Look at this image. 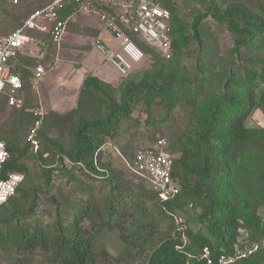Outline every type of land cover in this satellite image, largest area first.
Wrapping results in <instances>:
<instances>
[{"label": "rangeland", "instance_id": "obj_1", "mask_svg": "<svg viewBox=\"0 0 264 264\" xmlns=\"http://www.w3.org/2000/svg\"><path fill=\"white\" fill-rule=\"evenodd\" d=\"M173 1L189 41L180 55L173 54L170 58L162 57L137 40L130 21L123 15L122 5H128V0H102L101 4L69 7L64 12L67 22L59 46L51 43L48 34L28 32L33 41L26 45L16 62L23 82V106L9 107L6 98L0 97V140L17 149L15 159L28 168L21 184L22 194H16L7 209L0 211L1 233L28 227L35 221L53 225L58 214L64 235L68 236L74 214L88 206L89 217L81 225L93 244L95 264H146L151 250L166 238L178 239L181 245L187 246L190 235L205 232L201 212L204 215L212 207V218L219 216L227 203L242 197L260 218V230L248 219L241 220L239 245L245 247L255 240H264V116L259 109H253L245 122L247 139L236 145L227 159H211L206 165L199 158L188 165L190 170L208 171V177L203 180L204 175L199 172L188 177L191 185L204 184L208 193L198 201L199 206L175 210L174 215L185 223L184 240L172 236L173 218L157 213L156 201L144 194L151 190L128 172L124 163L132 161L136 152L151 146L158 138L168 141L173 155L176 159L179 157L177 152L183 139L188 131H194L196 124L191 110L182 103L170 109L157 102H136L129 118L122 121L114 137L104 139L96 154V167L104 169L105 176L92 177L81 165H73L68 160L74 154L73 133L78 123L102 119L108 110L119 105L127 77L136 84L177 80L202 85L201 103L208 111L225 95L241 89V83L250 75H254L259 85L258 93L264 89V32L255 36L253 44H236L245 37L229 29L226 19L220 17L228 13L234 24L251 35L255 27L246 20L248 17L239 15L246 13L264 21V0ZM49 2L21 0L18 7H12L0 1V36L18 29L32 11ZM196 17L200 23L198 36L194 38L191 24ZM107 20L142 48L144 56L128 76H118L107 64L101 67L100 62H105L91 45L94 38L107 37L102 28ZM84 64L92 66L94 72L100 66L99 73L109 75L114 81L112 90H103L100 100L88 91L82 92V87L73 89L63 82L58 84L62 80L67 82L66 78L73 71H80ZM38 67L59 75L51 90L39 89L38 93L32 90ZM50 68L54 70L48 71ZM35 122H39V150L43 136L60 146L56 156L46 154L43 158L38 154L36 157L30 150L26 136ZM252 261L264 264V253ZM0 264H46V259L40 250L20 253L1 244Z\"/></svg>", "mask_w": 264, "mask_h": 264}, {"label": "trees", "instance_id": "obj_2", "mask_svg": "<svg viewBox=\"0 0 264 264\" xmlns=\"http://www.w3.org/2000/svg\"><path fill=\"white\" fill-rule=\"evenodd\" d=\"M128 1L131 2V0ZM157 1L170 12V57L173 54L178 56L181 54L182 48L189 41V37L185 35V26L177 15L176 5L173 0ZM91 3L96 5L103 2L90 1L89 4ZM82 4L72 1L65 2L58 12V18L63 20L64 12L69 7H78L82 6ZM123 15L127 19V16ZM239 16L242 18L248 17L246 20L255 27L253 34L247 35L244 29L239 28L232 22L228 13L225 12L220 17L226 19L229 29L245 37L243 41L237 40L236 44H253L256 42L255 36L261 35L264 32V21L257 16L250 17L246 13H242ZM199 23L200 19L196 17L191 24V32L194 38L198 36ZM129 24L132 25L131 22ZM133 42L142 50L137 41L133 40ZM141 42L140 44L162 55L155 48ZM235 50L238 51V48L236 47ZM17 60L15 61L14 72L19 75L16 66ZM240 87L241 89L235 91L234 94L225 95L222 101L213 105V110L208 111L205 109L204 103H201V95L204 89L202 85L195 86L187 82H177V80H163L160 84H151L149 82L136 84L127 77L119 105L108 110L102 119L85 120L78 123L73 133L75 143L74 154L68 160L73 165H81V168L92 177L97 175L105 176L107 172L104 169L100 170L96 167V154H98L99 147L104 143V139L114 137L122 121L129 118L131 107L136 102L141 100H145V102H157L170 109L182 103L191 110L196 124L194 131L187 132L180 145L179 152H177L179 153V157L174 162L173 175L178 179L180 192L173 201L161 204L154 192L144 191L145 195H149L156 201L158 214L164 215L166 218H172L170 214H176L175 210L177 208L198 205V201L207 197L208 190L204 184L203 186L197 184L191 185L188 177L193 172H199L201 175H204L203 180L208 177V171L205 169L203 171L199 169L190 170L188 165L199 158L205 160L206 165L211 159H227L233 148L247 139L248 130L245 127V122L253 109H259L264 116V89H261L262 92L258 93L259 85L256 83L254 75L246 77ZM103 90L111 91L112 86L93 76H87L83 82L82 92L88 91L98 100L101 99ZM40 138L43 141V146L35 155L36 157H38V154L43 158L46 154L47 156L55 155L56 151L60 149V146L52 140L43 136ZM167 143L169 150L172 152L168 141ZM6 147L10 157L4 166V171L20 172L24 174L25 178L28 172L27 166L20 163L14 157L19 151L7 144ZM60 160L63 161L64 158L61 157ZM21 186L17 188L14 196L6 204L0 206V211L7 209V206L13 201L16 194H22ZM89 209L88 206L81 207L74 214L68 227V236L64 235L59 215L57 214L53 225L35 221L25 228H14L4 233L0 232V245L11 246L20 253H30L40 250L46 259V264H95L92 254L93 244L87 236L86 230L81 225L83 220L89 217ZM211 209L212 207H209L204 215L202 212L201 215L199 213L200 217L203 216L202 218L204 219L202 225L205 232L203 230L190 235V243L187 246L181 245L178 239L166 238L151 250L146 264H205V261L199 258L200 252L204 247L210 250L214 259L222 254H233L235 246L239 249L244 248L237 241L241 220L248 219L256 224L258 231L260 230V218L256 217L251 204L245 198L241 197L235 202L227 203L221 214L213 218L211 216L213 214ZM180 222L181 224H185L182 220ZM172 236L179 237L173 223ZM255 242H262L264 244V240H255L251 243ZM262 253H264V247H261L255 254L238 260L234 264H258L253 263L252 260Z\"/></svg>", "mask_w": 264, "mask_h": 264}, {"label": "built area", "instance_id": "obj_3", "mask_svg": "<svg viewBox=\"0 0 264 264\" xmlns=\"http://www.w3.org/2000/svg\"><path fill=\"white\" fill-rule=\"evenodd\" d=\"M0 1L12 7H18L21 4V0ZM67 1L89 4L90 1L102 0H50L45 6L32 11L18 29L0 36V97L6 98L7 106L15 109L23 106V84L20 75L14 72V65L22 50L30 41H33L28 32L48 34L51 43L59 46L65 34L67 20H60L58 12ZM122 7L125 8L124 14L127 20L132 21L136 37L144 44L161 52L164 57L170 58V12L157 0H131L128 5L125 4ZM102 28L116 44L108 45L101 37H96L91 45L105 63L110 64L121 76H126L135 65L140 63L144 56L143 51L122 33L114 22L107 20ZM43 73L42 67L36 69L33 75L35 83ZM35 83L32 84L33 87ZM37 114L41 116L40 113ZM38 126L39 122H35L34 127L26 136V142L33 154H37L40 146L37 139ZM9 157L5 142L0 140V206L6 204L14 196L24 180V174L20 172L4 171ZM175 160L176 155H173L167 148V141L158 138L151 146L136 152L132 161H124V163L128 172L142 181L147 189L154 192L157 200L162 204L173 201L180 192L178 179L173 175ZM170 215L174 220L176 232L184 240L185 227L180 219L173 214ZM261 247H264L262 242L251 243L243 249L235 246L233 254H222L216 259L212 257L210 250L204 247L199 258L204 260L205 264H234L238 260L255 254Z\"/></svg>", "mask_w": 264, "mask_h": 264}, {"label": "crops", "instance_id": "obj_4", "mask_svg": "<svg viewBox=\"0 0 264 264\" xmlns=\"http://www.w3.org/2000/svg\"><path fill=\"white\" fill-rule=\"evenodd\" d=\"M107 37H102L105 43H107L108 45H111V46L116 44L112 39H107ZM57 63H60V61L58 59H57ZM104 64H107V63L100 62V66L101 67ZM107 65L111 66L110 64H107ZM100 66L96 68V69H98V71L96 70L94 72V69H93L92 66H90L89 64L88 65H85L84 64L81 67V70L80 71H76L75 73H73L74 72L73 71L72 74H70V76L68 78H66L67 79V82H64L65 80H62V81L58 82V84H61L63 82V84H67L71 88L73 87V89L76 86H79L81 88L83 86L84 80L87 77L86 74L89 73L90 76L96 77L100 81L105 82L107 84H110L111 86H114V81L111 80V77L109 75L106 76L104 74L99 73V68H101ZM52 70H54V69H51V68L48 69V71H52ZM113 70L116 72V74L118 76H121V75L118 74V72L114 68H113ZM58 76L59 75H57L56 72H54V73H47V71H45L43 73V75L41 76V78L36 83H35V80L33 79V83L32 84L35 83V87H33V85L31 84L32 85L31 86L32 87V90L34 92H36V93H38L39 89L41 90V92L44 91V90H46V89L51 90L52 89V86H53V83H55V81H57L59 79ZM80 77H81V79H79Z\"/></svg>", "mask_w": 264, "mask_h": 264}]
</instances>
